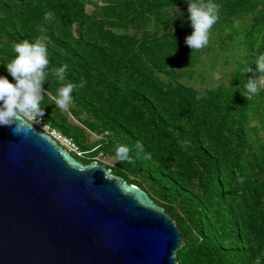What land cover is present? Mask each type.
I'll return each mask as SVG.
<instances>
[{"label":"trees","instance_id":"trees-1","mask_svg":"<svg viewBox=\"0 0 264 264\" xmlns=\"http://www.w3.org/2000/svg\"><path fill=\"white\" fill-rule=\"evenodd\" d=\"M213 2L209 43L192 51L188 0H0V75L13 80L4 64L16 43L44 42L47 123L83 152L74 157L105 164L165 208L185 241L178 264H264V92L242 94L264 54V0ZM216 61L233 66L229 82L196 87ZM64 65L61 82L51 73ZM68 83L61 110L54 98Z\"/></svg>","mask_w":264,"mask_h":264},{"label":"water","instance_id":"water-1","mask_svg":"<svg viewBox=\"0 0 264 264\" xmlns=\"http://www.w3.org/2000/svg\"><path fill=\"white\" fill-rule=\"evenodd\" d=\"M184 243L165 208L105 164L35 125L0 126V264H178Z\"/></svg>","mask_w":264,"mask_h":264},{"label":"clouds","instance_id":"clouds-1","mask_svg":"<svg viewBox=\"0 0 264 264\" xmlns=\"http://www.w3.org/2000/svg\"><path fill=\"white\" fill-rule=\"evenodd\" d=\"M187 11L192 32L186 37L185 43L192 51L203 49L208 45L210 30L218 20V5L213 0H188ZM51 16L50 12L46 13L45 19ZM13 52V58L4 64L13 80L0 75V126L12 127L14 133H20L31 129L34 122L44 116L41 102L44 99L43 85L50 75L47 71L49 58L47 46L41 40H23L13 46ZM254 64L255 69L250 66L247 69V72H253V77L244 84L242 92L248 99L264 92V54L259 55ZM66 69L67 65L61 66L51 75L62 82ZM75 87L68 83L57 89L54 98L56 107L61 110L69 107ZM80 87H83V83ZM136 147L143 150V145L139 143ZM129 151L128 146L117 145L115 155L121 161L128 160Z\"/></svg>","mask_w":264,"mask_h":264},{"label":"rangeland","instance_id":"rangeland-1","mask_svg":"<svg viewBox=\"0 0 264 264\" xmlns=\"http://www.w3.org/2000/svg\"><path fill=\"white\" fill-rule=\"evenodd\" d=\"M100 4H102V0H100ZM88 10L89 11H92L93 10V6L92 5H89L88 6ZM216 34V33H215ZM215 34H214V36H213V39H216V37H215ZM223 34H220V32H218V34H217V37L220 39V37L222 36ZM229 52H227L226 54H228ZM238 52H236V53H234L233 54V57L237 54ZM208 54H206L205 55V59H206V57H207V59L208 60H210V62L211 61H214L215 62V59H214V57L212 56V55H208ZM213 62V63H214ZM206 63H209V62H207L206 61ZM216 64H217V68H213V69H208V71L206 72V78L205 79H200L201 81H199V78H198V83H196V84H194L196 87H198L199 89H202V88H204V87H209V86H216V85H218L221 81H225V82H229V80H230V78H229V76H230V74H232L231 72H232V70H233V66L231 65V66H229V68L227 67H225V66H222V63H220L219 61H216ZM221 68H223L222 70H221ZM231 71V72H230ZM198 75V74H197ZM188 83L189 84H192V81H188ZM64 110H66V109H64ZM73 120V119H72ZM74 122H76L75 120H73ZM100 138V136H98V135H96V134H93V133H91L90 134V140L91 141H95V140H97V139H99ZM102 156L101 155H99L97 158H101ZM81 161L82 160H84V162H85V159H80ZM104 160L107 162V163H109V164H114V162H115V159L113 158V157H110V156H108V157H105L104 158ZM175 221V220H174ZM176 222V221H175Z\"/></svg>","mask_w":264,"mask_h":264},{"label":"built area","instance_id":"built-area-1","mask_svg":"<svg viewBox=\"0 0 264 264\" xmlns=\"http://www.w3.org/2000/svg\"><path fill=\"white\" fill-rule=\"evenodd\" d=\"M34 125L40 128L43 132L49 134L53 139L57 141L58 144H60L64 149H66L70 153H76L78 156L83 155V152L79 150L78 146L74 143V141L64 136L59 131L51 128L44 116L42 119H38L37 121H35Z\"/></svg>","mask_w":264,"mask_h":264}]
</instances>
